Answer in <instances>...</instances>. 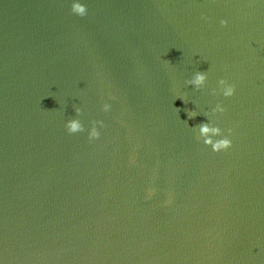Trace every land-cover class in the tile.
Wrapping results in <instances>:
<instances>
[{"label":"water","instance_id":"obj_1","mask_svg":"<svg viewBox=\"0 0 264 264\" xmlns=\"http://www.w3.org/2000/svg\"><path fill=\"white\" fill-rule=\"evenodd\" d=\"M80 2L0 0V264H264V0Z\"/></svg>","mask_w":264,"mask_h":264},{"label":"clouds","instance_id":"obj_2","mask_svg":"<svg viewBox=\"0 0 264 264\" xmlns=\"http://www.w3.org/2000/svg\"><path fill=\"white\" fill-rule=\"evenodd\" d=\"M70 10L72 13L79 15L81 17L87 15V7L84 3H81L80 0H72ZM222 26H226L228 21L221 20ZM208 74L207 71H196L191 79L186 81V84L194 86L197 90L205 87L207 82ZM219 89H212L213 94H222L224 97H231L235 94L236 86L235 84L229 83L226 79L221 78L218 82ZM102 108L105 112L109 111L111 105L108 103H104ZM77 116L82 113V109L80 107L74 108ZM226 111L225 106L222 103H217L215 107L211 109L210 112L204 113L206 117H212L216 113H223ZM188 117L194 118L198 114L194 110H186ZM92 126L88 131V139L91 141L93 139H97L100 136V131L97 128V125L101 127L104 126L103 120H94L91 122ZM65 128L70 134H74L77 132L85 131V127L78 118L68 119L65 123ZM193 131L197 134V139H203V143L205 145L211 146V149L214 152H220L229 149L232 146V140L230 139V135L232 133V129H227L229 135H223L224 130L218 125L215 124L211 120H206L205 122H201L196 126L192 127ZM220 137V138H216ZM155 193L154 188L147 189L146 199H150L152 195ZM165 203H171V200L165 201Z\"/></svg>","mask_w":264,"mask_h":264}]
</instances>
